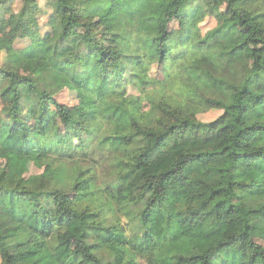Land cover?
<instances>
[{
	"label": "trees",
	"instance_id": "trees-1",
	"mask_svg": "<svg viewBox=\"0 0 264 264\" xmlns=\"http://www.w3.org/2000/svg\"><path fill=\"white\" fill-rule=\"evenodd\" d=\"M15 12L51 34L0 47V153L45 167L0 179L2 264H264V0H0V28Z\"/></svg>",
	"mask_w": 264,
	"mask_h": 264
},
{
	"label": "rangeland",
	"instance_id": "rangeland-1",
	"mask_svg": "<svg viewBox=\"0 0 264 264\" xmlns=\"http://www.w3.org/2000/svg\"><path fill=\"white\" fill-rule=\"evenodd\" d=\"M116 2L119 0H115ZM20 7V2L18 1L15 5V9L18 10ZM226 10V4L220 3L213 7V14L208 15L205 20L201 23V28L203 32L214 27L219 18L224 16ZM173 26H177L174 22ZM51 34V28L47 23V13H43L39 23H22L15 13H11L7 16L6 23L0 28V47L6 44H13L16 47H24L35 41L43 40L49 37ZM2 55V54H1ZM3 56V55H2ZM46 67L45 63L41 60L31 61L24 69L25 73L35 74L42 71ZM156 70V69H155ZM131 94L135 92L130 91ZM60 101L68 104L71 111L77 117L82 116L85 110L92 105V101L86 98H80L76 89L65 88L58 95ZM131 103H138L139 109L144 113L149 105L147 102H138L134 98H129ZM1 108V104H0ZM221 110L211 109L207 112L199 114V117L204 120H212L219 115ZM1 111H0V123H1ZM166 126L164 124H158L152 127L151 130L157 133H162ZM42 154H30V155H19L13 152L2 151L0 153V179L5 180L10 184H16L18 180L22 177L29 176L31 174L40 173L44 170V163L42 161ZM9 163H11V168H9ZM85 183H83L79 190L74 194L77 196L79 194H84ZM124 221L126 218L124 217ZM254 238L256 241L264 245V227L256 229L254 231ZM73 249V244H67L58 253L59 258H64ZM141 262V260H139ZM143 263V262H142ZM0 264H2L0 256Z\"/></svg>",
	"mask_w": 264,
	"mask_h": 264
}]
</instances>
